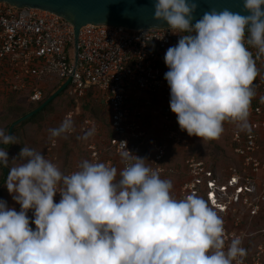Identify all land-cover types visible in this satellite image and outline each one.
Wrapping results in <instances>:
<instances>
[{"label": "clouds", "instance_id": "9594fccd", "mask_svg": "<svg viewBox=\"0 0 264 264\" xmlns=\"http://www.w3.org/2000/svg\"><path fill=\"white\" fill-rule=\"evenodd\" d=\"M153 7L156 21L185 33L164 57L180 129L207 140L219 139L225 122L250 132L259 71L249 46L264 55V0H243L248 15L210 8L194 25L197 0H154ZM74 132L66 117L49 138L54 143ZM17 143L0 129V145ZM120 156L125 167L117 180L109 164L84 160L66 175L42 152L23 147L5 184L20 211L0 200V264H233L246 256L240 238L225 251L224 220L204 198L177 199L172 181L146 157L127 146ZM9 162L0 147V167Z\"/></svg>", "mask_w": 264, "mask_h": 264}, {"label": "built area", "instance_id": "2783aa9c", "mask_svg": "<svg viewBox=\"0 0 264 264\" xmlns=\"http://www.w3.org/2000/svg\"><path fill=\"white\" fill-rule=\"evenodd\" d=\"M184 34L169 28L130 29L88 24L82 27L77 44L75 26L65 17L41 8L0 1V93L28 94L31 101L39 102L45 96L43 83L47 79H59L60 84L71 79L68 94L77 102L86 99L90 90L102 93L113 131L110 146L119 156L127 146L133 155L143 158L150 130L156 127L154 118L159 119V128L170 141L176 145L189 144L192 136L180 129L177 116L170 109V87L164 79L169 71L165 54ZM249 50L259 71L253 85L256 95L250 109L251 131H241L236 123L226 122L233 129L232 151L240 157L244 169L231 168L234 173L230 181L227 179L229 186L228 182L218 186L205 161L189 158L190 179L182 183L179 192L185 198L190 194L200 195L205 190L212 205L213 200L218 201L217 189L227 195L229 187H234L227 195L231 197L229 205L217 202V207L227 215L237 210L239 202L249 205V210L256 215L259 212V205L253 204L250 198L257 189L253 190L247 182L239 183L242 178L249 182L256 179L260 171L264 173V55H258L255 47L249 46ZM80 110L76 105L63 120L71 117L74 121ZM84 122L85 125L79 127L82 131H98L90 118ZM57 144L55 139L46 158L59 167V156L50 153L56 152ZM156 149V154L146 164L160 174L164 172L162 163L167 149L158 144ZM90 150L98 162L102 151L96 145H91ZM106 163L110 165L111 160ZM121 163L123 169L122 159ZM77 170L78 166L61 171L68 175ZM245 170L250 171V176L243 173ZM242 196L245 198L240 201ZM60 199L57 194L55 202ZM28 215L33 218L31 211ZM235 225L242 227L243 223L236 220ZM31 226L35 229L34 224ZM224 226V238L229 240L233 235L228 232L226 222ZM233 264H264V248L257 247L253 253L238 257Z\"/></svg>", "mask_w": 264, "mask_h": 264}, {"label": "rangeland", "instance_id": "374dc122", "mask_svg": "<svg viewBox=\"0 0 264 264\" xmlns=\"http://www.w3.org/2000/svg\"><path fill=\"white\" fill-rule=\"evenodd\" d=\"M58 81L59 79H47L43 83V85L45 84V96H49L59 89L60 83ZM11 93H0V129L5 130L7 134H9L8 129L11 123L16 122L22 113L29 112V110L35 107L28 94L15 93V95ZM68 93L69 91L66 90L55 98L53 105L49 106L48 110L39 119L21 125L16 133L17 144L10 146L0 145V147L8 150L10 159L8 168L0 167V200L7 201L8 206L14 207L18 212L20 205L13 200L12 195L7 191L5 186L10 168L19 163V161H12L11 159L17 157L21 149L25 146L42 152L45 156L49 154L47 150L52 143V140L49 138V130L58 127L62 123L65 114L73 106ZM95 95L96 98H89L88 100L79 102L76 101L75 106H79L81 108L80 114L82 113V117L78 122L79 127L80 125H85L84 120L89 117L98 127V131L87 140L81 139L86 132H81L80 128L78 130L79 133L77 132L73 136L67 135L66 137L56 138L58 141L56 152L50 153H56L59 156L60 170H69L71 167L79 166L84 160L97 162L93 159V152L90 150L91 145H96L99 151H102L101 158L98 162L106 163L108 160H111L110 165L118 169L117 180H119V171L123 169L120 156L109 144L111 135L108 124L109 111L102 99V93L97 92ZM34 104L37 105L39 103L34 102ZM154 122L156 127L150 130L148 145L143 151V158L146 157L148 159L146 162L150 163L157 152L156 145L166 147L167 154L162 163L164 172H161L159 175L161 179L172 181V195L175 198H184L179 192L182 183L190 179L191 172L187 164L189 158L205 161L214 173L213 177L217 179L218 186L227 182L229 186L231 175L234 173L231 168L244 169L241 165L240 157L232 151L231 136L233 129L227 126L228 122L224 123V132L219 139L207 140L192 136L189 140L190 143L185 145H176L170 141L165 132L159 128V119L154 118ZM243 173L250 176L249 170H245ZM256 176V179L249 180V182L242 178L239 180V183L246 184L245 182H247L253 190L257 189L251 194L252 197H250L253 204L259 205L257 215L249 210V207H247L249 205L243 204V202L237 203V210H232L228 215L224 214L217 206L211 205L209 202V205L227 223L228 232L233 235L231 239H225V251H227V248L234 238L241 239V246L246 249L247 253H253L259 246L264 248V173L260 171ZM232 188L234 187H229L230 190L227 191V195L232 192ZM203 192L205 193L206 191L202 190L198 196L204 198ZM227 195L220 194V191L217 189L218 202H227L229 205L231 197ZM244 198L242 196L240 201H243ZM215 201L213 200V203ZM236 220L242 221L243 226H236Z\"/></svg>", "mask_w": 264, "mask_h": 264}, {"label": "water", "instance_id": "95a60500", "mask_svg": "<svg viewBox=\"0 0 264 264\" xmlns=\"http://www.w3.org/2000/svg\"><path fill=\"white\" fill-rule=\"evenodd\" d=\"M19 7H36L55 12L75 26V41L78 44L82 27L88 24L114 25L123 28L148 29L169 28L165 21L154 19V0H0ZM199 8L193 14V25L202 18L210 8L222 10L229 8L242 15L250 13L243 10V0H197ZM68 79L59 89L48 97L40 106L19 118L10 127H14L42 111L57 98L69 85Z\"/></svg>", "mask_w": 264, "mask_h": 264}, {"label": "trees", "instance_id": "16d2710c", "mask_svg": "<svg viewBox=\"0 0 264 264\" xmlns=\"http://www.w3.org/2000/svg\"><path fill=\"white\" fill-rule=\"evenodd\" d=\"M63 84L61 83L60 84V87L62 86ZM58 88V87H57ZM66 90H68V87L64 90V91H66ZM63 91V92H64ZM62 92V93H63ZM61 93V94H62ZM97 92L95 91V90H90L89 91V93H88V95H87V98L85 99V100H88L89 98H96V94ZM11 94H15V93H11ZM60 94V95H61ZM16 95V94H15ZM52 95V93L49 95V96H44V98L41 100V101H39V102H35V103H39V104H34V102H32L33 103V105L35 106V107H33L31 110H29V112L30 111H32V110H34L35 108H37L38 106H40L48 97H50ZM55 100V99H54ZM54 100L47 106V107H45L42 111H40L39 113H37L36 115H34L32 118H30V119H28V120H26V121H24V122H22V123H20V124H18V125H16L15 127H14V130H13V134L12 135H14L15 137H16V133L18 132V130H19V127L21 126V125H24V124H26V123H28V122H30V121H35V120H37V119H39V117L40 116H42L43 115V113L44 112H46L47 110H48V108H49V106H52L53 105V102H54ZM71 103L73 104V106L71 107V108H73L74 106H75V104H76V100L74 99V98H71ZM85 108H86V106H85ZM70 110V109H69ZM29 112H25V113H22L19 117H18V119L19 118H21L22 116H24V115H26L27 113H29ZM82 114V113H81ZM79 115L80 117L78 118V117H76L75 119H74V124L77 126L78 125V122L80 121V119H81V117H82V115ZM84 116V115H83ZM15 122V121H14ZM13 122V123H14ZM13 123H11V125L9 126V129H8V133H9V130H10V127L13 125ZM75 126V127H76ZM112 137H113V133L111 132V135H110V140L112 139ZM110 140H109V144H110ZM3 146H10V145H3ZM203 191H205V190H203ZM203 195H204V199L209 203V199H208V196H207V193L205 192H203Z\"/></svg>", "mask_w": 264, "mask_h": 264}, {"label": "crops", "instance_id": "0c3cea01", "mask_svg": "<svg viewBox=\"0 0 264 264\" xmlns=\"http://www.w3.org/2000/svg\"><path fill=\"white\" fill-rule=\"evenodd\" d=\"M60 88V87H59ZM87 98V97H86ZM85 100V99H84ZM78 118H79V116H78ZM89 118V117H88ZM108 124H109V117H108ZM74 126H76L75 124H74ZM97 127V126H96ZM109 127H110V125H109ZM76 131L74 132V133H72V134H70L69 136H73V135H75L77 132H78V130H80L79 129V125H77L76 127ZM98 128V127H97ZM81 132H84V131H82V130H80ZM110 131L113 133V131L111 130V128H110ZM79 133V132H78ZM96 133V132H95ZM57 153H58V151H57ZM75 167H77V166H75ZM75 167H73V168H75ZM69 169H72V167L71 168H69ZM62 171H64V170H62ZM67 171V170H66Z\"/></svg>", "mask_w": 264, "mask_h": 264}, {"label": "bare ground", "instance_id": "6f19581e", "mask_svg": "<svg viewBox=\"0 0 264 264\" xmlns=\"http://www.w3.org/2000/svg\"><path fill=\"white\" fill-rule=\"evenodd\" d=\"M213 197H214V195H213ZM218 201H215L212 205H216V206H218L216 203H217ZM219 207V206H218Z\"/></svg>", "mask_w": 264, "mask_h": 264}]
</instances>
